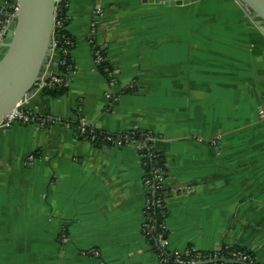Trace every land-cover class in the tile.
<instances>
[{
	"label": "crops",
	"instance_id": "1",
	"mask_svg": "<svg viewBox=\"0 0 264 264\" xmlns=\"http://www.w3.org/2000/svg\"><path fill=\"white\" fill-rule=\"evenodd\" d=\"M67 16V91L27 101L50 123L0 128V264H169L144 236L142 152L79 139L76 121L152 139L169 253L241 248L264 264V35L251 16L237 0H70Z\"/></svg>",
	"mask_w": 264,
	"mask_h": 264
},
{
	"label": "water",
	"instance_id": "2",
	"mask_svg": "<svg viewBox=\"0 0 264 264\" xmlns=\"http://www.w3.org/2000/svg\"><path fill=\"white\" fill-rule=\"evenodd\" d=\"M57 1L19 0L18 16L0 44V126L30 96L48 66ZM237 1L264 35V0ZM219 263L246 264L226 258L198 264Z\"/></svg>",
	"mask_w": 264,
	"mask_h": 264
},
{
	"label": "built area",
	"instance_id": "3",
	"mask_svg": "<svg viewBox=\"0 0 264 264\" xmlns=\"http://www.w3.org/2000/svg\"><path fill=\"white\" fill-rule=\"evenodd\" d=\"M68 3L70 0H65ZM62 0H58L56 3L55 9V20L53 25V35H52V46L51 53L49 58V63L44 71V73L40 76V79L35 84L32 92L43 94L46 89H54L60 88L64 86V79L58 77L54 70V65H57L58 60H60L61 55L67 57L70 55L71 50H67L66 48H61L59 46V42L56 39L57 32L65 28L64 23L61 20H58L60 3ZM19 11V0H0V44L3 43V38L5 33L8 30L9 25L13 22V19L18 16ZM3 19V20H2ZM92 35L97 31V23H94L92 26ZM66 46H70L73 48L74 42L68 40L66 42ZM95 64L98 68L100 64L105 61V58L98 52L94 53ZM61 65H66V61L62 60L60 62ZM74 73L70 71V76ZM29 97V96H28ZM28 97H26L23 101H21L15 108L14 112L7 117L0 128H10L16 123H24V124H34L38 127H43L50 121L41 115H37L28 110ZM110 98V97H109ZM260 117L264 120V111H260ZM83 126V124H82ZM85 127V126H83ZM82 132L85 130L82 128ZM134 134L124 135V136H116V137H106L105 141L110 142L116 146H124V145H133L139 151L146 150V155L142 156L145 159V166L149 169L151 160L154 154L147 149V142L151 141L149 137L144 141L136 140L133 136ZM96 139V137H92V141ZM148 150V151H147ZM150 162H149V161ZM146 188H147V204L145 209V223H144V236L147 242L157 251L159 257L169 264H198L201 261L207 260H216L218 255H209L205 253L196 252L194 250H187L183 254L177 253H169V243L166 240L165 235L157 232L155 226L153 225V218L150 216V211L159 210L163 212L165 209V199L162 197V191H164V173L159 169H153L151 171L148 170L146 173ZM162 217L165 218V215ZM162 230H165L164 223L161 226ZM193 252H196V256H192ZM231 260H235L238 262L246 263V264H256L253 258L247 254L242 252H235L231 254Z\"/></svg>",
	"mask_w": 264,
	"mask_h": 264
},
{
	"label": "trees",
	"instance_id": "4",
	"mask_svg": "<svg viewBox=\"0 0 264 264\" xmlns=\"http://www.w3.org/2000/svg\"><path fill=\"white\" fill-rule=\"evenodd\" d=\"M67 11H68V7H67V2L65 0H62V2L60 3V9H59V15H58V20H61L64 23L65 28L62 30H59L57 32L56 35V39L59 42V46L61 48H66L67 50H72V48L69 46H66V42L68 40H71L73 42V40L71 39V37L69 36L68 32H67V25H68V16H67ZM95 52L100 53L104 58L105 61L100 64V66H98V71L108 80V81H112V76L115 73V67H114V63L108 59L107 54L105 53V51H103L102 49L96 48ZM61 59L58 60V63H56L57 65H54V70L55 73L57 74L58 77H61L64 79V86L60 87V88H54V89H46L44 91V94L49 95L50 97H58L61 95H64L67 91V86L70 80V71L74 70V65L72 63L71 57L70 55L67 57H64L61 55L60 57ZM62 60L66 61V65H61L60 62ZM127 93H133V91H127ZM72 127L74 128L75 134L77 135V137L79 139H84V140H88V141H92V137H96V139L93 141L96 145H100L101 143L105 142L106 139V135L102 134L99 130L92 128V127H83L80 121H76L75 123L72 124ZM84 129L85 132H82L81 129ZM133 136L136 140L139 141H144L146 140V138L148 137L147 135H142V134H134L131 135ZM147 149H149L153 154V158L151 160L150 166H149V171L153 170V169H159L161 170L163 173L166 171V165H165V161L162 155L156 153L151 147H150V143L147 142ZM148 151V150H147ZM143 155H146V150L142 151ZM149 161V160H148ZM150 162V161H149ZM162 197L163 199H165V193L164 191H162ZM163 215H165V218L167 216V211L166 208L163 210V212L159 211V210H152L150 211V216L153 218V225L155 226L156 230L158 233L166 235V231L162 230L161 226L164 223L165 218L162 217ZM192 250V249H191ZM235 252H242L244 254H247L249 256H251L253 258V254L250 253L247 250L241 249V248H233V249H227L224 250L220 256L226 259H230L231 258V254L235 253ZM192 256H196V252H193ZM254 260V258H253ZM254 262L256 264L257 263L255 260Z\"/></svg>",
	"mask_w": 264,
	"mask_h": 264
}]
</instances>
